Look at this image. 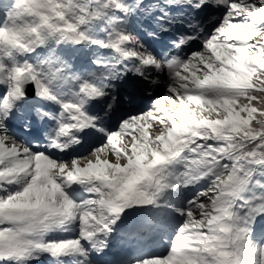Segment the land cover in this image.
Returning a JSON list of instances; mask_svg holds the SVG:
<instances>
[{
    "label": "snow or ice",
    "instance_id": "6c2138e0",
    "mask_svg": "<svg viewBox=\"0 0 264 264\" xmlns=\"http://www.w3.org/2000/svg\"><path fill=\"white\" fill-rule=\"evenodd\" d=\"M0 264H264V0H0Z\"/></svg>",
    "mask_w": 264,
    "mask_h": 264
},
{
    "label": "rangeland",
    "instance_id": "374dc122",
    "mask_svg": "<svg viewBox=\"0 0 264 264\" xmlns=\"http://www.w3.org/2000/svg\"><path fill=\"white\" fill-rule=\"evenodd\" d=\"M128 87L131 88V82L129 83ZM156 95L160 96L161 98H164L165 92H164L163 88L157 90ZM165 104H166V106H171V105H168L166 102H165ZM82 152L86 153V148ZM157 246H158V251H163V246L162 245L161 246L157 245Z\"/></svg>",
    "mask_w": 264,
    "mask_h": 264
},
{
    "label": "bare ground",
    "instance_id": "6f19581e",
    "mask_svg": "<svg viewBox=\"0 0 264 264\" xmlns=\"http://www.w3.org/2000/svg\"><path fill=\"white\" fill-rule=\"evenodd\" d=\"M83 150H85V148H80L78 149V151L82 152Z\"/></svg>",
    "mask_w": 264,
    "mask_h": 264
},
{
    "label": "trees",
    "instance_id": "16d2710c",
    "mask_svg": "<svg viewBox=\"0 0 264 264\" xmlns=\"http://www.w3.org/2000/svg\"><path fill=\"white\" fill-rule=\"evenodd\" d=\"M161 246V245H160Z\"/></svg>",
    "mask_w": 264,
    "mask_h": 264
}]
</instances>
